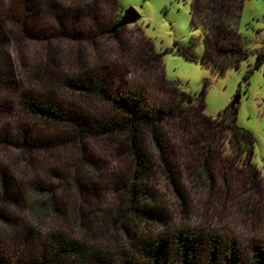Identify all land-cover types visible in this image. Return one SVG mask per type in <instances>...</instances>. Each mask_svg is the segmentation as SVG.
<instances>
[{"label": "rangeland", "instance_id": "374dc122", "mask_svg": "<svg viewBox=\"0 0 264 264\" xmlns=\"http://www.w3.org/2000/svg\"><path fill=\"white\" fill-rule=\"evenodd\" d=\"M242 4L238 20L236 16L226 19L222 11L232 8L236 13L232 0H0V180L5 171L9 183L21 190L17 202L0 205L2 263L23 264V256L37 257L30 249H38L36 241L18 249L25 228L35 231L38 243L43 242L48 230L58 229L89 245H101L110 251L109 264L135 257L127 229L153 236H165L176 226L211 230L222 238L237 240L245 258L250 256V245H264V184L259 194L249 197L242 191H227L223 180L216 176L213 181L200 179L196 155L173 123L167 122L163 128L161 150L152 138L147 139L152 164L138 177L159 194L175 225L165 229L133 221L131 216L123 224L119 203L127 195L120 182L136 177L132 157L122 154L111 137L76 144L55 127L45 132L33 123L28 125L20 117L21 111L10 110L14 102L6 100L8 83L22 81L27 67L41 61L57 74L58 84L53 85L57 99L83 106L90 121H109L118 116L105 103L62 90L63 81L73 75L72 64L79 61L84 70L92 73L127 74L126 82L144 92L152 104H168L174 99L164 78L186 94H199L204 89V112L208 116L218 117L240 95L236 122L253 135L252 162L264 178V0H243ZM16 7L21 17L27 12L26 25L31 29L27 34L9 20ZM131 8L141 19L110 33ZM220 14L223 29L227 28L226 39L218 50L222 53L218 62L211 63L205 58L206 40L216 26L215 16ZM92 17L98 22L91 34L88 31ZM150 40L162 56L164 69L154 63L151 67L141 64L143 53L150 54ZM260 52L263 56L257 66ZM26 126L32 128L33 138L39 141L63 140L59 149L39 152L41 163L36 176L44 180L51 175L57 178L52 182L57 206L42 221L36 219L27 200L34 177L18 178L11 167L20 156L13 136ZM162 155L175 167L185 205L168 177ZM50 197L43 200L50 203Z\"/></svg>", "mask_w": 264, "mask_h": 264}, {"label": "trees", "instance_id": "16d2710c", "mask_svg": "<svg viewBox=\"0 0 264 264\" xmlns=\"http://www.w3.org/2000/svg\"><path fill=\"white\" fill-rule=\"evenodd\" d=\"M232 1L236 3V13H233L232 8H227L222 10L224 17L229 19L236 16L239 20L243 0ZM13 12L14 17L9 20L15 22L23 33H29L31 29L26 25V18L28 19L26 10L23 12L24 17L18 15L22 14L18 7ZM192 14L195 19L194 11ZM215 18L216 26L212 27L213 33L211 37L208 33L206 40L205 58L211 63L218 62L217 57L222 54L218 50L221 49L222 41L226 39L224 33L227 30L223 29L222 24L225 23L221 20V14ZM91 22L88 32L92 34L96 30L98 19L92 17ZM66 29L63 28L64 33L70 34ZM149 53H143L141 64L151 67L154 63L164 69L162 56L155 51L152 41ZM243 56L246 55L241 54V57ZM259 56L257 66L261 62L263 52H260ZM72 65L73 75L63 81L62 90L105 103L113 108L118 118L109 121L105 118L90 121L83 106L68 102L69 100L62 103L54 95L53 85L58 84V77H55L53 67L43 64L42 61L27 67L22 81L12 80L8 83L10 90L6 100L14 102V105L9 106L10 110L17 108L21 111L20 117L28 125L33 123L42 127L45 132H52V128L55 127L56 130L64 131L68 135V141L76 144L86 139L111 137L122 154L132 157L136 165V177L120 182L127 195L123 204L119 203L120 220L124 221L131 216L133 221L138 220L143 224L162 226L165 229H171L175 225L173 215L167 211L159 194L138 177L146 173L152 164L147 155V139L152 138L153 143L161 150L163 128L167 122L173 123L179 129L182 133L181 139L185 140L182 141L193 149L192 152L198 160L196 174L200 179L203 177L213 181L216 176L223 180L224 187L232 194L242 191L250 197L262 191L264 178L261 169L252 162L254 137L248 130L237 125V105L234 107L229 105L218 117L208 116L204 112V89L199 94H186L166 78L164 81L174 94V99L168 104H152L144 92L126 82L127 74L102 72L100 75L84 70L80 61ZM26 127L27 129H20L18 136H13L18 142L16 148L20 156L11 167L18 174L17 177L22 179L26 176L34 177L28 188L27 200L31 203L32 213L36 219L42 221L46 214L52 213L54 206H57L56 189L52 184L57 178L51 175V178L44 180L36 176L37 165L41 163L39 152L59 149L63 140L51 143L39 141V138H33L32 128ZM162 159L168 177L182 197V204L185 205L186 198L174 171L175 167L167 156L162 155ZM2 173L0 205L15 203L21 190L9 183L5 171ZM45 196H51L50 203L43 200ZM19 197L22 198V195ZM1 211L0 209V218L3 217ZM123 224H126V221ZM127 230L135 257L124 259L121 264H264V245L261 243L250 245V256L245 258L237 240L222 238L211 230L176 226L165 236H153L149 233L142 235ZM34 232L31 228H25L21 235L23 243L18 249L28 244L33 245L35 241L39 244H36L38 246L36 251L30 248L36 252L37 257L23 256L21 260L19 259L21 262L25 261L23 264H109L110 251L101 245H89L85 241L69 237L58 229L48 230L43 242L38 243ZM1 252H4L2 247L0 255ZM2 261L3 257L0 256V264H4Z\"/></svg>", "mask_w": 264, "mask_h": 264}, {"label": "water", "instance_id": "95a60500", "mask_svg": "<svg viewBox=\"0 0 264 264\" xmlns=\"http://www.w3.org/2000/svg\"><path fill=\"white\" fill-rule=\"evenodd\" d=\"M140 19H141V17L139 15V13L136 10L131 8V9H129L123 13L121 20L113 26L110 33H115L118 29H120L122 27L124 28L128 25H133L134 23L138 22ZM240 98H241V96L237 95L234 98V100L232 101L230 106L234 107L235 105H239Z\"/></svg>", "mask_w": 264, "mask_h": 264}]
</instances>
